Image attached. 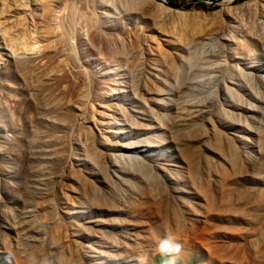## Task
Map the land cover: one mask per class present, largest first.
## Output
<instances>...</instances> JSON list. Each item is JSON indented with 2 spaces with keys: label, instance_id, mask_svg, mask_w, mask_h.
<instances>
[{
  "label": "rangeland",
  "instance_id": "374dc122",
  "mask_svg": "<svg viewBox=\"0 0 264 264\" xmlns=\"http://www.w3.org/2000/svg\"><path fill=\"white\" fill-rule=\"evenodd\" d=\"M155 1L253 5L62 0L58 57L0 23V264H264L261 0Z\"/></svg>",
  "mask_w": 264,
  "mask_h": 264
},
{
  "label": "bare ground",
  "instance_id": "6f19581e",
  "mask_svg": "<svg viewBox=\"0 0 264 264\" xmlns=\"http://www.w3.org/2000/svg\"><path fill=\"white\" fill-rule=\"evenodd\" d=\"M61 1L62 0H0V23L6 27H7V25L8 26L10 25V27H13V25H14L15 31L19 27L20 32H21V33L20 32L19 33L21 34V36L22 35L27 36L30 33L34 34L36 32L37 35L36 34H35L36 36L33 35V36H35V38L33 36L32 37L34 39H36V37L39 36L38 41L39 42L41 41V44H40L41 47H39V48H43L45 54L47 53L48 55H51L52 57H58V56H60L61 52L64 51L63 45H65V44H63L64 43V39H63L64 33L60 30V26H59L60 23L58 24L59 21L57 22V20L58 19L60 20V18L57 17L58 16V14H57L58 10H56V7H57L56 4L61 3ZM92 1L93 2H100L103 4L104 3L105 4L106 3H112L117 8H119L124 13V15H127V16L132 15V14H142V13L143 14L145 13L147 15L148 14L154 15V13L159 12V13L163 14V15L159 14V15H162L163 18H164V15H166V17L170 16L171 18L172 17L173 18L178 17L180 19H183L182 21L191 23L194 26L207 25V27H211V28H218L222 23L225 22L224 20H226V21L231 20V18L233 16L231 14L235 10H240V9L242 10V8L245 9L246 7L249 6V3H247V4H244L242 6L236 7L234 9H228V10L220 11V12L215 13V14H213V13L210 14V13H205V12L187 14L186 12H182L180 10L172 9L168 6H164L162 4H159L155 0H92ZM259 2H260V4L258 6L261 7V9H262V11H259V12H261V15L264 19V0H261ZM251 5H253V4H251ZM251 5L249 7H251ZM255 5H256V3H254V6ZM261 9L258 8L257 10H261ZM75 15H76V12L74 9H72L69 13V16H68V20L70 21V24H72L71 26H73V27H75L74 26L75 21H76ZM162 16H160V17H162ZM150 17H152V16H150ZM150 17H148V19H150ZM155 18H156V16H155ZM212 19H216V21H215L216 23H209L208 24V22H210ZM221 20H223V22L218 23L219 21L221 22ZM15 24L16 25L18 24V26L15 27ZM94 24L99 25V23H94ZM262 25H264V23H262ZM30 27L32 29L29 31ZM94 27L97 29V25ZM14 28H12V29L14 30ZM14 34H15V32H14ZM39 38H41L42 40H39ZM31 41L33 42V40H31ZM38 43H36L37 45L33 44V46L36 50H37L36 46H40V45H38ZM33 46L31 44V47H33ZM31 50H33V48ZM63 67H64V61H63V58L61 56L57 62L58 72L61 73ZM81 75H83V74L81 73ZM225 80H227L226 76H225ZM246 85L250 89H256L255 85H253L251 80L246 82ZM224 86H225V84H224ZM84 88L85 87L83 86V89ZM259 88H261V87H259ZM85 90H84V92L82 91V94H81V99H82L81 101L84 104H86V99L88 100V98L85 97V94L88 91L87 90L85 91ZM225 90H226L225 92H226L227 98L229 96H232V91L230 89H227V87H225ZM83 93H85V94H83ZM88 94H89V92H88ZM250 107H252V106H250ZM116 161H117V159H116ZM164 210H165V208H164ZM60 226L57 225V227H60ZM60 228H59V230H61ZM208 243H209V241H208ZM202 245H203V243H202ZM206 248H207V246H206ZM218 253H220V252H218Z\"/></svg>",
  "mask_w": 264,
  "mask_h": 264
},
{
  "label": "clouds",
  "instance_id": "9594fccd",
  "mask_svg": "<svg viewBox=\"0 0 264 264\" xmlns=\"http://www.w3.org/2000/svg\"><path fill=\"white\" fill-rule=\"evenodd\" d=\"M182 250L183 244L173 235L166 234L157 242V251L163 257H174ZM40 264H55V262L46 257L41 260ZM168 264H174V260H170Z\"/></svg>",
  "mask_w": 264,
  "mask_h": 264
},
{
  "label": "water",
  "instance_id": "95a60500",
  "mask_svg": "<svg viewBox=\"0 0 264 264\" xmlns=\"http://www.w3.org/2000/svg\"><path fill=\"white\" fill-rule=\"evenodd\" d=\"M222 1H224V0H222ZM197 1H194L193 3H196ZM199 2H203V3H210V4H214V3H217L218 2V0H199ZM193 3H191V4H193ZM168 4V6L170 7V8H172V9H176V10H184V7L182 8V7H176V6H174V5H171V4H169V3H167Z\"/></svg>",
  "mask_w": 264,
  "mask_h": 264
}]
</instances>
